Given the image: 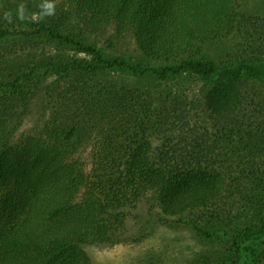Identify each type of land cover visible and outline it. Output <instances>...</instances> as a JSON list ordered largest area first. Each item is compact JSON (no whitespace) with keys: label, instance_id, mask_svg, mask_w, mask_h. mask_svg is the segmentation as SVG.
<instances>
[{"label":"trees","instance_id":"1","mask_svg":"<svg viewBox=\"0 0 264 264\" xmlns=\"http://www.w3.org/2000/svg\"><path fill=\"white\" fill-rule=\"evenodd\" d=\"M71 2L67 9H56L54 16L33 21V33L91 57L34 63L13 79L0 82V264H90L81 244L109 239L120 221L119 212L114 211L147 191L159 194L168 211L195 208L201 218L211 212L218 214L215 210H221L230 199L219 194L220 190L214 196L199 194L202 181L225 176L235 162L216 154L213 158L199 155L209 146L201 131L209 118L199 115L195 119L194 108L172 91L156 96L127 84L102 86L96 90L97 113L93 114L88 103L91 98L85 97L90 86L73 77L62 88V107L55 110L40 135L29 137L22 145L14 144L11 136L43 79L114 69L154 76L159 84L188 73L200 75L211 85L201 110L211 117V112H217L212 117L220 131L217 137L228 136V124L242 128L241 120L232 118L244 99L239 78L247 70L254 73L264 62V18L237 14L231 0ZM251 21L261 23L258 27ZM76 22L97 31L111 22L131 24L138 47L147 57L175 62L153 66L125 56H107L74 32ZM234 31L243 40L236 63L219 67L199 44ZM10 33L0 26V38ZM76 103L85 109L86 120H78L69 110ZM92 119L100 126L101 140L86 194L73 202L83 178L67 158L89 139ZM247 162V173L252 176L255 161L237 164L246 166ZM191 224L204 231L197 222ZM248 229L245 235L250 237Z\"/></svg>","mask_w":264,"mask_h":264},{"label":"rangeland","instance_id":"2","mask_svg":"<svg viewBox=\"0 0 264 264\" xmlns=\"http://www.w3.org/2000/svg\"><path fill=\"white\" fill-rule=\"evenodd\" d=\"M71 1L73 0H54L55 10L67 9L72 5ZM41 2L42 0H0V26L11 31L9 36L0 38V82L13 79L22 68L34 63L91 57L33 33L31 23L35 21L33 17L39 16ZM231 2L233 11L236 10L237 14L264 18V0ZM19 5L24 6L28 20L8 23L2 18L5 11H11L15 15ZM251 23L259 27L261 22ZM82 24L76 22L74 32L86 42L98 46L107 56H125L131 61L153 66L175 62L173 59L147 57L138 47L135 29L131 24L111 22L101 31ZM242 41V36L234 31L217 39L203 41L199 45L205 47L208 56L219 67H225L236 63V53ZM73 77L77 82L84 81L93 88L91 90L89 87L88 95L85 96L91 98L88 103L93 106L90 111L93 114L97 113V88L111 86L113 83L118 86L127 84L131 89L139 91L149 90L156 96L170 91L182 95L188 107L194 108L195 119L199 115L209 118L201 129L202 138L209 146L199 155L213 158L216 154L235 162V166H240L232 167V171L225 173L223 177L202 181L199 186L200 195L214 196L220 190L219 194L230 198L221 210H215L218 214L211 212L206 218H201L200 210L195 208L172 213L165 209L155 191H147L135 201L119 207L114 213L119 212L120 221L114 226L109 239L89 240L81 244L89 256L90 264H264V62L256 66L254 73L247 70L239 78L244 99L232 118H239L242 128L228 124V136L225 137H217L220 131L213 122L217 112H211L214 115L212 118L207 111L201 110L203 97L211 90V85L200 75L188 73L159 84L154 76L133 75L122 69H114L98 74H69L59 80L52 75L43 79L37 93L32 96L28 110L12 131L14 144L22 145L29 137L41 134L55 110L62 107V88ZM69 110L74 112L78 120L84 121L89 117H84L87 113L78 103ZM92 120L89 139L67 158L77 165L83 178L76 196L72 198L73 202L81 201L86 194L95 160L93 156L101 140L100 126L95 123L96 119ZM160 138L157 136L156 142ZM247 160L257 163L252 176L247 173L248 162L245 163L246 166L237 164V161ZM194 185L191 190H194ZM208 188L214 191L208 193ZM192 221L197 222L204 231L193 227ZM248 227V233L252 234L250 237L245 235Z\"/></svg>","mask_w":264,"mask_h":264},{"label":"clouds","instance_id":"3","mask_svg":"<svg viewBox=\"0 0 264 264\" xmlns=\"http://www.w3.org/2000/svg\"><path fill=\"white\" fill-rule=\"evenodd\" d=\"M40 13L38 17H33L36 22L39 20H43L46 17L55 15V3L54 0H42L40 4ZM8 23H14L16 20L24 22L28 20V16L26 15L25 8L23 5H19L15 15L11 11H5L2 17Z\"/></svg>","mask_w":264,"mask_h":264}]
</instances>
